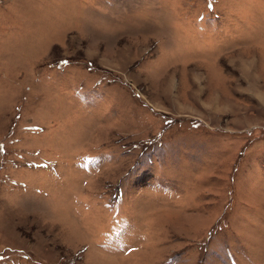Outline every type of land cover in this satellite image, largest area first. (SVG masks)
Returning a JSON list of instances; mask_svg holds the SVG:
<instances>
[{
	"label": "rangeland",
	"instance_id": "374dc122",
	"mask_svg": "<svg viewBox=\"0 0 264 264\" xmlns=\"http://www.w3.org/2000/svg\"><path fill=\"white\" fill-rule=\"evenodd\" d=\"M0 264H264V0H0Z\"/></svg>",
	"mask_w": 264,
	"mask_h": 264
}]
</instances>
